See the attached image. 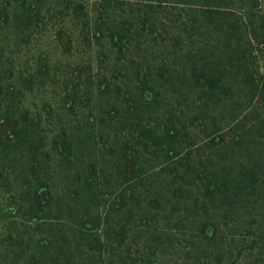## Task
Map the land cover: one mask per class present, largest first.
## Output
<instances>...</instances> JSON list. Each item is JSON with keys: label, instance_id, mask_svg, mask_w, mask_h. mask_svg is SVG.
<instances>
[{"label": "trees", "instance_id": "trees-1", "mask_svg": "<svg viewBox=\"0 0 264 264\" xmlns=\"http://www.w3.org/2000/svg\"><path fill=\"white\" fill-rule=\"evenodd\" d=\"M263 45L258 0H0V264H264Z\"/></svg>", "mask_w": 264, "mask_h": 264}, {"label": "rangeland", "instance_id": "rangeland-1", "mask_svg": "<svg viewBox=\"0 0 264 264\" xmlns=\"http://www.w3.org/2000/svg\"><path fill=\"white\" fill-rule=\"evenodd\" d=\"M258 1L259 9L264 12V0ZM261 49L257 50L256 54L257 62L264 73V45ZM69 55L56 38V28L50 27L41 34L39 33L31 45L23 49V53L14 56L18 67L23 70L27 67L36 75V89L30 96L31 106L41 108L46 101L52 102L56 106L61 104L63 93L57 83L67 71L68 61L71 62V59L73 61ZM2 201H4V197L0 188V203ZM3 231L4 221L0 214V233Z\"/></svg>", "mask_w": 264, "mask_h": 264}]
</instances>
